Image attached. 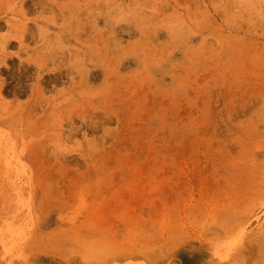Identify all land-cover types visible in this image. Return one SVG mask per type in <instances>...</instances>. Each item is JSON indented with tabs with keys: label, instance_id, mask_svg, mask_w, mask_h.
I'll use <instances>...</instances> for the list:
<instances>
[{
	"label": "rangeland",
	"instance_id": "1",
	"mask_svg": "<svg viewBox=\"0 0 264 264\" xmlns=\"http://www.w3.org/2000/svg\"><path fill=\"white\" fill-rule=\"evenodd\" d=\"M113 262L264 264V0H0V264Z\"/></svg>",
	"mask_w": 264,
	"mask_h": 264
},
{
	"label": "bare ground",
	"instance_id": "2",
	"mask_svg": "<svg viewBox=\"0 0 264 264\" xmlns=\"http://www.w3.org/2000/svg\"><path fill=\"white\" fill-rule=\"evenodd\" d=\"M130 262V261H129ZM127 263V262H126ZM126 263H119V262H113L112 264H126ZM128 264V263H127ZM131 264V263H130ZM133 264V263H132ZM146 264V263H145Z\"/></svg>",
	"mask_w": 264,
	"mask_h": 264
}]
</instances>
